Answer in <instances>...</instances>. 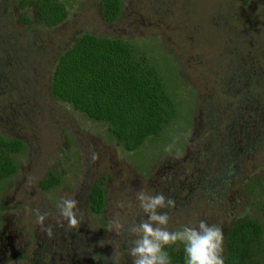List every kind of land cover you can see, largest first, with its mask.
<instances>
[{"label":"rangeland","instance_id":"1","mask_svg":"<svg viewBox=\"0 0 264 264\" xmlns=\"http://www.w3.org/2000/svg\"><path fill=\"white\" fill-rule=\"evenodd\" d=\"M59 1L66 17L45 26L21 0H0V136L23 144L13 156L16 171L0 182V264H132L133 237L116 235L110 222L118 216L127 229L145 217L139 190L175 200L170 230L204 220L225 233L238 217L260 218L264 0H119L111 22L98 15V0ZM82 32L143 44L175 71V119L134 151L49 93L56 57ZM48 173L59 183L43 190L39 181ZM94 181L104 192L97 215L86 201ZM253 186L259 193L251 194ZM62 196L79 201L78 229L66 221L57 226ZM36 209L48 213L51 238L37 224ZM96 254L108 260L95 261Z\"/></svg>","mask_w":264,"mask_h":264},{"label":"trees","instance_id":"2","mask_svg":"<svg viewBox=\"0 0 264 264\" xmlns=\"http://www.w3.org/2000/svg\"><path fill=\"white\" fill-rule=\"evenodd\" d=\"M20 3L30 6L33 20L45 26L60 23L67 14L59 0ZM97 6L100 18L108 22L118 17L121 8L119 0H98ZM169 65L163 56L153 57L143 44L136 46L120 38L82 32L56 57L49 93L89 120L103 123L118 145L134 151L148 138L158 137L177 115L178 94L174 88L178 81ZM22 146L18 139L0 136V182L16 171L13 156ZM58 183L59 177L48 173L39 186L47 190ZM257 187H252L251 194L259 193ZM86 201L92 214L101 212L102 181L91 184ZM260 215L231 221L224 233L225 264H264V211ZM166 251L172 264H184L183 245Z\"/></svg>","mask_w":264,"mask_h":264},{"label":"clouds","instance_id":"3","mask_svg":"<svg viewBox=\"0 0 264 264\" xmlns=\"http://www.w3.org/2000/svg\"><path fill=\"white\" fill-rule=\"evenodd\" d=\"M174 146L175 141L166 146L165 152H172ZM176 154L182 155L178 149ZM98 156L99 154L93 151L91 159L95 161ZM135 198L145 214L144 218L129 225L127 229L118 216L110 222V229H114L116 235H123L126 232L128 236L133 237L128 250V254L133 258L132 264H172L166 248L176 245H183L184 264H225L222 227L201 220L196 226L170 230L169 211L175 208L173 198L166 197L163 193L149 194L144 190L136 191ZM124 206L123 202L119 205L121 208ZM57 208L62 218L57 223L58 227L63 226V221L67 222V227L70 229H78L81 226L83 213L79 207V201L73 197L62 196L57 203ZM35 214L37 224L41 225L45 234L51 238L52 226H44L48 213L36 209ZM92 259L108 260L99 254L94 255ZM111 259L114 260V257Z\"/></svg>","mask_w":264,"mask_h":264}]
</instances>
